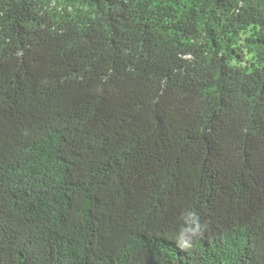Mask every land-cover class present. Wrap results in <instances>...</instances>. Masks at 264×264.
<instances>
[{"label":"trees","instance_id":"16d2710c","mask_svg":"<svg viewBox=\"0 0 264 264\" xmlns=\"http://www.w3.org/2000/svg\"><path fill=\"white\" fill-rule=\"evenodd\" d=\"M0 264H264V0H0Z\"/></svg>","mask_w":264,"mask_h":264},{"label":"rangeland","instance_id":"374dc122","mask_svg":"<svg viewBox=\"0 0 264 264\" xmlns=\"http://www.w3.org/2000/svg\"><path fill=\"white\" fill-rule=\"evenodd\" d=\"M54 6H56V2L53 3L51 10L48 9V11H52L54 9Z\"/></svg>","mask_w":264,"mask_h":264}]
</instances>
